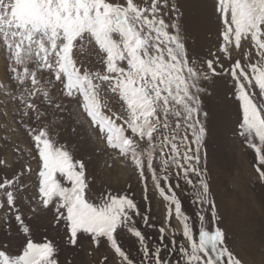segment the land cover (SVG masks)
I'll list each match as a JSON object with an SVG mask.
<instances>
[{
	"label": "snow or ice",
	"instance_id": "6c2138e0",
	"mask_svg": "<svg viewBox=\"0 0 264 264\" xmlns=\"http://www.w3.org/2000/svg\"><path fill=\"white\" fill-rule=\"evenodd\" d=\"M215 11L222 43L210 53L212 58L199 60L188 48L184 0H0V43L16 85L10 90L0 83V90L22 105L25 128L32 120L40 124L30 131L40 162L34 199L63 225L69 245L89 234L97 246L109 243L120 264H173L177 251L176 264H243L227 244L211 189L204 98L213 95L218 79H231L233 97L242 109L239 135L254 150L258 179L264 182V100H257L253 91L258 88L264 98V0H215ZM244 44L254 46V54L243 51ZM86 48L95 49L100 69L79 59ZM237 50L245 63L235 59L226 67L223 58L232 60ZM54 82L106 145L135 167L145 200L151 178L168 202V220L174 212L182 224L179 243L175 228L171 245L165 243L166 228L160 227V242L153 247L135 222L140 217L149 225V217L127 193L109 191L99 200L92 195L85 162L53 140L57 122L63 123L67 113L51 94ZM113 100L119 111L110 106ZM23 175L0 180V211L9 228L14 219L27 237L31 228L17 203ZM173 178L177 188L182 178L195 191L198 233L182 210ZM124 233L136 238L141 259L119 242ZM0 264H60L58 247L51 240L26 239L22 254H12L5 245L0 247Z\"/></svg>",
	"mask_w": 264,
	"mask_h": 264
},
{
	"label": "rangeland",
	"instance_id": "374dc122",
	"mask_svg": "<svg viewBox=\"0 0 264 264\" xmlns=\"http://www.w3.org/2000/svg\"><path fill=\"white\" fill-rule=\"evenodd\" d=\"M184 2L188 48L194 58L210 59V53L215 54L222 43V27L215 11V0ZM249 50L254 54V46L250 48L248 44H244L243 51ZM79 59L95 64L97 69L101 68L94 48H86ZM235 59H241V63H245L241 50L232 53V60L223 58V63L228 67ZM0 83L10 85V90L16 89L15 83L10 80L2 43ZM61 89L59 82H54V88L50 87L52 96L67 108L63 123L57 122L54 128L53 140L57 146H66L74 159L85 162L92 195L99 200L101 195L109 191L127 193L135 199L141 212L149 217V225H145L140 217H136L135 222L153 247L160 242V227L166 228L165 243L171 245L169 235L172 228L176 229V240L179 243L182 240V224L174 212L171 220H168V202L159 194L151 178L147 181L148 199L145 200L144 182L135 167L106 145L105 140L90 126L89 118L73 99L62 95ZM253 91L257 100H264L260 97L258 88ZM13 94L18 92L14 91ZM204 104L209 113L207 169L211 189L223 220L222 227L227 232V244L243 264H264V182L258 179L256 167L259 161L254 150L239 135L242 109L233 97L231 79L227 76L218 79L213 95L205 97ZM110 106L114 111L120 110L118 101L113 100ZM21 107L18 101L0 90V160L6 162L5 166H0V180L11 179L24 172L21 178L24 187L19 193L17 203L24 214L25 223L31 228V235L26 237L14 219L9 228L3 221V212L0 211V247L6 245L10 253L22 254L26 239L35 242L47 239L57 245L60 264H120L119 257L114 254L109 243L102 241L97 246L89 234L80 236L77 245H69L63 225L55 223L52 211L45 212L36 203L34 198L38 192L40 162L30 131L39 128L40 124L32 120L28 122L29 127L25 128L20 122ZM29 167L31 172H26ZM146 175L150 174L146 172ZM171 183L182 201V210L191 217L194 231L198 233L197 213L200 206L194 203L195 191L182 178L178 188L174 178ZM33 208L36 211H32ZM209 219L210 217H206V220ZM211 227H215V222H211ZM119 242L132 257L141 259L136 238L124 233L119 237ZM179 259L177 251L172 255L173 264Z\"/></svg>",
	"mask_w": 264,
	"mask_h": 264
},
{
	"label": "bare ground",
	"instance_id": "6f19581e",
	"mask_svg": "<svg viewBox=\"0 0 264 264\" xmlns=\"http://www.w3.org/2000/svg\"><path fill=\"white\" fill-rule=\"evenodd\" d=\"M225 204H226V203H225ZM226 205H227V204H226ZM229 205H230V204H229ZM260 205H261V204H260ZM237 206H238V205H237ZM232 212H233V211H232ZM228 213H229V212H228ZM231 214H232V213H231ZM231 214H230V215H231ZM230 215H229V216H230ZM231 216H233V215H231ZM247 247H248V246H247ZM245 248H246V247H245Z\"/></svg>",
	"mask_w": 264,
	"mask_h": 264
}]
</instances>
